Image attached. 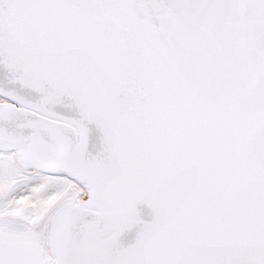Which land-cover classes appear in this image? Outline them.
<instances>
[{
  "label": "snow or ice",
  "instance_id": "6c2138e0",
  "mask_svg": "<svg viewBox=\"0 0 264 264\" xmlns=\"http://www.w3.org/2000/svg\"><path fill=\"white\" fill-rule=\"evenodd\" d=\"M0 264H264V0H0Z\"/></svg>",
  "mask_w": 264,
  "mask_h": 264
}]
</instances>
